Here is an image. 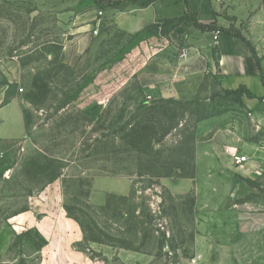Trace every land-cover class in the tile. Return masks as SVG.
I'll return each mask as SVG.
<instances>
[{
    "label": "rangeland",
    "instance_id": "374dc122",
    "mask_svg": "<svg viewBox=\"0 0 264 264\" xmlns=\"http://www.w3.org/2000/svg\"><path fill=\"white\" fill-rule=\"evenodd\" d=\"M236 36L262 47L264 0H0V126L23 125L0 138V264H223L197 206L264 228L246 207L264 212V176L249 188L227 153L264 150L246 94L221 87Z\"/></svg>",
    "mask_w": 264,
    "mask_h": 264
},
{
    "label": "crops",
    "instance_id": "0c3cea01",
    "mask_svg": "<svg viewBox=\"0 0 264 264\" xmlns=\"http://www.w3.org/2000/svg\"><path fill=\"white\" fill-rule=\"evenodd\" d=\"M161 17H166V14H162ZM217 49V69L221 87L232 92L242 90L246 94L244 100L246 109L257 123L264 125V39L262 47L256 48L246 45L237 38L224 37L219 39ZM6 127L0 126V138H12L17 132H21L23 130L21 116L16 115ZM240 152L242 154L234 148L227 150L236 175L248 184L249 188L253 189L254 184L262 181L264 176V150L256 145H245L241 147ZM232 154L245 156L247 160L244 164L236 166L233 163ZM199 168L200 166L197 168L198 172ZM196 177H198V173ZM220 197L224 204L231 202V196L227 193L221 194ZM235 205L236 203L233 202V206L222 207V213L218 217L203 214L197 206L195 228L197 240L201 245L199 249L207 251L208 243L212 250L222 249L229 252L223 264H235V256H238L236 264H253L252 262L255 260H248L247 257L251 255V252L262 248L264 228H261L259 222L257 224L254 222L253 225L250 224L249 229L242 231L240 229L241 210ZM246 207L250 209L249 216L252 219L255 217V220H258L257 216L264 214L263 211H260L261 205L256 199L248 201Z\"/></svg>",
    "mask_w": 264,
    "mask_h": 264
},
{
    "label": "trees",
    "instance_id": "16d2710c",
    "mask_svg": "<svg viewBox=\"0 0 264 264\" xmlns=\"http://www.w3.org/2000/svg\"><path fill=\"white\" fill-rule=\"evenodd\" d=\"M193 27L195 29H198L200 30L201 32H215L216 31V28L215 26H212V25H206V24H203V23H200L199 21L197 20H193ZM237 39L241 40L242 42H244L246 45L249 46V43L242 37L240 36H236ZM252 54L254 55V52L253 50H251ZM237 92V91H235Z\"/></svg>",
    "mask_w": 264,
    "mask_h": 264
},
{
    "label": "built area",
    "instance_id": "2783aa9c",
    "mask_svg": "<svg viewBox=\"0 0 264 264\" xmlns=\"http://www.w3.org/2000/svg\"><path fill=\"white\" fill-rule=\"evenodd\" d=\"M232 159L236 166L244 164L247 160L245 156H238L236 154H232Z\"/></svg>",
    "mask_w": 264,
    "mask_h": 264
}]
</instances>
